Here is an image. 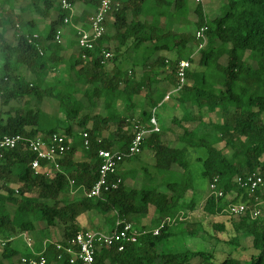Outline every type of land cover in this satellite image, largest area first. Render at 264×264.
<instances>
[{
    "label": "trees",
    "instance_id": "16d2710c",
    "mask_svg": "<svg viewBox=\"0 0 264 264\" xmlns=\"http://www.w3.org/2000/svg\"><path fill=\"white\" fill-rule=\"evenodd\" d=\"M18 1L0 0V138L24 139L0 152V236L7 241L0 264L14 260L18 252L10 240L34 232L35 223L60 227L63 235L44 251L45 264H69L56 245L68 247L78 232L87 231L79 218L89 212L100 215L108 225L101 232L109 233L116 219L131 223L151 207L157 217L150 227L138 229L135 243H126L122 251L117 244L101 247L93 264H192L195 259L200 264H264V205L251 219L248 211L258 192L236 183L238 177L264 171V0H226L225 12L214 18L201 4L188 7L187 0H116L104 24L109 32L92 49L77 52L75 28L89 29L101 0H67L74 14L56 0H28L17 14ZM35 17L48 23L39 25ZM202 28L207 43L198 50L195 36ZM11 29L16 32L13 44L5 39ZM106 53L111 55L107 59ZM183 60L190 63L186 83L163 104L177 85ZM25 98L55 102L58 112L9 110L11 102ZM154 109L158 121L159 112L166 113L167 124L145 135L141 153L120 164L136 167L109 178L121 180L116 189L100 198L85 197L98 180V152L125 151L135 134L148 128ZM55 133L70 137V149L57 167L41 160L32 170L36 156L27 141ZM195 165L202 166L208 186L217 178L216 189L223 193V198L207 196L202 214L229 217L234 235L227 244L250 250L247 260L226 256L217 261L213 252L166 248L170 238L207 235L190 219L198 207ZM228 202L249 210L228 215L223 211ZM212 229L211 237L220 242L217 235L225 232V224L214 222ZM16 264H22L20 259Z\"/></svg>",
    "mask_w": 264,
    "mask_h": 264
},
{
    "label": "built area",
    "instance_id": "2783aa9c",
    "mask_svg": "<svg viewBox=\"0 0 264 264\" xmlns=\"http://www.w3.org/2000/svg\"><path fill=\"white\" fill-rule=\"evenodd\" d=\"M59 6L64 10L75 13L73 7L67 2V0H56ZM116 0H101L100 6L97 11L89 19V29L83 30L81 28H75L77 32V47L79 49H92L93 44L97 39L106 34V28L104 26L108 13ZM196 4H201L202 0H192ZM64 24H68V20H64ZM62 31L58 30L55 34V42H60ZM196 40L198 42V50L203 49L206 46L207 39L204 33V28L200 29L196 33ZM109 53L105 54V59L109 58ZM190 63L186 60L180 61L178 64L176 78L177 85L172 87L165 95L163 101L166 102L169 98L177 94L181 87L186 83V71L189 69ZM156 109L152 111L151 118L147 129H141L132 138L129 147L123 151H111L100 150L98 152V158L100 160V166L98 171V180L93 187L84 193V196L89 199L100 198L103 192L114 190L118 187L121 180L110 181L111 176L116 175L120 164L127 158H132L141 153V145L145 135L151 133H158L160 131V124L155 114ZM84 139L83 145L88 147L87 134L81 135ZM24 141L20 136L8 137L4 136L0 138V152L9 151L14 149L20 142ZM71 139L64 134L55 133L47 135L45 137H35L27 141L29 150L35 154L36 159L31 163V169L37 170L39 168V162L41 160L46 161L50 165L57 167V161L70 149ZM218 179L214 178L208 186L209 195L214 197L223 198V193L218 191L217 188ZM237 185L244 190L252 192H258V197L255 198L253 208L249 210V207L242 203H230L228 202L224 208V212L231 216H240L248 211L250 218L255 219L261 214L260 206L264 205V171H256L248 174L244 177H238L236 179ZM159 230L154 231V235H157ZM141 232L135 228L131 223H127L120 219H116L113 229L109 233L98 231H83L78 232L68 243V247L56 245L57 250L65 252L69 257V264H93L94 256L101 247L110 248L117 244L118 251H122L126 243H135ZM6 240L0 237V252L3 250L6 244ZM44 251L37 254L34 257L20 259L22 264H45L46 258L44 257ZM61 255L58 256V259Z\"/></svg>",
    "mask_w": 264,
    "mask_h": 264
},
{
    "label": "rangeland",
    "instance_id": "374dc122",
    "mask_svg": "<svg viewBox=\"0 0 264 264\" xmlns=\"http://www.w3.org/2000/svg\"><path fill=\"white\" fill-rule=\"evenodd\" d=\"M28 2V0H20L18 1L15 6H14V13L19 14L20 13V7L24 6L26 3ZM193 1L192 0H187V5L190 6L191 3ZM208 2L209 0H203L202 5L204 7V9L207 8L208 6ZM211 5H209V8H207L208 10H206V13L208 15L209 18H213L215 16H219L222 13L225 12L226 8L223 4L224 0H214V3H210ZM223 7V9L220 10V8ZM25 19H30V15L28 13H23L21 14ZM35 20L37 21V23L39 25H43V24H47L48 20H44L41 19L39 17H35ZM15 31L14 29L9 30L6 34H5V39L13 44L14 43V37H15ZM74 50L77 52L78 51V47L77 45L74 46ZM128 54H125L124 56H126ZM166 55V54H164ZM198 55L196 54L194 56V59L197 58ZM112 68V64H108L106 66L107 70H110ZM191 69H198L196 65H192ZM25 107V109H30V108H38L41 111L47 113V114H56L58 112V105L55 102H39L36 101L32 98H25L22 100H18V101H13L9 104V110L13 111L16 108H22ZM165 107V106H164ZM118 108L122 109V105L120 103H118ZM176 108V107H175ZM174 108V109H175ZM1 109V106H0ZM160 109H158V111H160ZM168 111V110H167ZM159 121H160V125L165 127L167 124L166 119V113H162L159 112ZM172 115V111L168 112ZM115 124L112 123L110 124V129L114 130L115 129ZM128 164V163H127ZM126 169L129 168H133L136 167V165L133 163H129L128 165H126V163L123 165ZM122 166V168H123ZM201 172H202V166L201 165H195L193 167V173H194V179H195V188H197V201H198V207L197 209L193 212V214L191 215L190 219L193 222L199 223L203 228L204 232L207 233V235L209 234V236L206 237L202 236V234L200 233L198 236L196 237H175V238H170L168 241H165L164 244L166 246V248L168 247H173L177 250H191V251H202V252H213L214 256L216 257L217 261L222 260L223 258H225L226 256H233L236 258H239L241 260H247L249 255H250V250H245L242 251V249H234L231 246H229L227 244V241L229 240V238L231 236L234 235V232L230 226L229 223V217L228 216H224V215H218L215 217H208L204 214H202L201 212V205L204 202L205 198L208 196L209 194V190H208V182L206 179L201 177ZM160 191H163L164 188L160 187L159 188ZM33 196H36V191H34ZM114 214V213H113ZM113 214H110L109 216L112 218ZM91 215V216H90ZM94 215V216H93ZM95 213H91L85 216V220L86 222L89 221V224L86 225V227H88V231H98L101 232L100 229L102 230H106L107 228V221L101 217L100 215H97L95 217ZM157 217V214L155 212V210L151 207L148 211V213L146 215H142V216H135L132 219L133 225L138 226L140 228L144 227H150L152 225V221ZM83 219V220H84ZM214 222H222L225 224L226 229L224 233H219L217 236L221 239L220 242H216L211 236L214 235L213 229H212V224ZM37 231L34 233H30L28 239L25 238L24 240L27 241L28 240H33V247L31 246L32 252H34V254L39 253L42 250V240L45 237H49L50 240L56 241L57 239L61 238V230L60 227L55 228H49L46 226L45 223H37ZM97 226V227H96ZM96 227V228H94ZM203 232V231H202ZM19 243H21L20 241H18ZM17 242L14 241L13 244L15 245ZM51 242L48 241V244H50ZM18 255L16 256V259H14L13 263H15L17 260L20 259V257L22 255H25L27 253H29L28 249L24 246H20L18 247ZM1 253V252H0ZM3 264H11L10 261H5ZM192 264H200V260L199 259H195L192 261Z\"/></svg>",
    "mask_w": 264,
    "mask_h": 264
},
{
    "label": "crops",
    "instance_id": "0c3cea01",
    "mask_svg": "<svg viewBox=\"0 0 264 264\" xmlns=\"http://www.w3.org/2000/svg\"><path fill=\"white\" fill-rule=\"evenodd\" d=\"M202 2H203V0H202ZM210 3H214V0H209V2H208V6H207V8H209V5H211ZM224 3L226 4V0H224ZM225 4H223L224 6H225ZM196 5V3H194V2H192L191 3V5L190 6H188V7H190V8H192V7H194ZM201 5H202V3H201ZM202 7H203V5H202ZM204 9V7H203V10H204V12L206 13V10H208V9ZM221 9H223V7H221L220 8V10ZM75 12H76V10H75ZM206 15H207V13H206ZM208 16V15H207ZM216 17V16H215ZM188 18L190 19V20H192L193 19V14L190 12V14L188 15ZM214 18V17H213ZM35 19V18H34ZM107 19L109 20V17H107ZM106 28V27H105ZM109 32V29H107L106 28V33H108ZM11 44V43H10ZM79 49V48H78ZM80 50V49H79ZM197 53H195L194 55H193V57L196 55ZM198 55V54H197ZM172 88V87H171ZM170 88V89H171ZM169 89V90H170ZM168 90V91H169ZM167 91V92H168ZM162 103L164 104V103H167V101L166 102H164V101H162ZM164 106V105H163ZM157 111V110H156ZM126 163V162H125ZM125 163H123L122 164V166L125 164ZM129 164V163H128ZM127 163H126V165H128ZM122 166L121 167H119V169L118 170H126V168L123 166V168H122ZM88 214H91L90 212L89 213H87V215ZM91 216V215H90ZM94 216V215H93ZM97 215H95V217H96ZM85 218V216H83L82 218H79L78 220V223L81 225V227L82 228H84V229H86V230H88V227H86V225H88L89 224V221H87L86 222V220L84 219ZM84 219V220H83ZM40 223V222H39ZM38 223V224H39ZM37 223H35L34 224V226H35V231L34 232H36L37 231V225H36ZM132 225H133V223H131ZM97 227V226H96ZM96 227H94V228H96ZM49 228H57V227H49ZM107 228H108V225H107ZM106 228V229H107ZM135 228L136 229H141L140 227H138V226H136L135 225ZM58 229V228H57ZM60 230H61V228H60ZM91 230V229H90ZM89 230V231H90ZM101 231H105V230H102V229H100ZM34 232H32V233H34ZM62 232V231H61ZM31 233V234H32ZM29 235H30V233L29 234H26V233H23V234H20V235H18V236H16V237H14V238H12L11 240H10V243H11V248L13 249V250H15V251H19L18 250V247H20V246H24V247H26L27 249H28V251H29V253H27V254H25V255H22L21 257H20V259L22 258V257H24V258H28V257H34V256H36L37 254H40V253H42L43 251H45L46 250V248L50 245V244H56V243H58L59 241H61L62 240V233H61V238L60 239H57L56 241H53V240H50V238L49 237H45V238H43V240H42V243H43V245H42V250L39 252V253H37V254H34V252H32V249H31V246L33 247V240H28L27 241V243H26V241L24 240L25 238H27L28 239V237H29ZM1 237V236H0ZM2 239H4L3 237H1ZM14 241H16L17 243L14 245L13 244V242ZM18 241H20L21 243H19ZM48 241H50L51 243L50 244H48ZM8 242H9V240H8ZM14 259H16V257L14 258ZM13 261L14 260H11V263H13ZM17 262H19V260H17L14 264H16Z\"/></svg>",
    "mask_w": 264,
    "mask_h": 264
}]
</instances>
